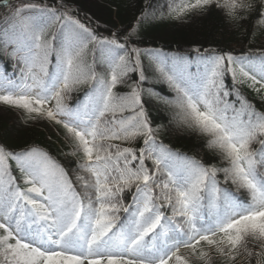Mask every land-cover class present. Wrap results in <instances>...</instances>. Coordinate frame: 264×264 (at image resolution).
Instances as JSON below:
<instances>
[{
	"label": "snow or ice",
	"instance_id": "snow-or-ice-1",
	"mask_svg": "<svg viewBox=\"0 0 264 264\" xmlns=\"http://www.w3.org/2000/svg\"><path fill=\"white\" fill-rule=\"evenodd\" d=\"M13 3L0 0L9 10L0 46L13 45L9 55L23 68L19 81L0 70V105L60 126L83 153L86 175L73 183L43 149L0 143V264H190L181 249L195 256L201 242L208 251L197 258L206 262L213 252L226 260L242 251L258 257L251 249L264 251V112L224 79L239 76L237 83L264 89V50L145 53L155 59L145 65L140 50L126 46L130 40L98 36L68 14L64 0H52L59 7ZM213 6L233 17L251 7L245 0L165 4L177 19L206 16L201 10ZM259 15L264 24V11ZM149 68L167 94L139 84L117 90L132 73L146 82ZM145 95L150 107L171 109L176 128L205 138L222 166L165 146ZM138 139L139 150L122 146Z\"/></svg>",
	"mask_w": 264,
	"mask_h": 264
},
{
	"label": "trees",
	"instance_id": "trees-1",
	"mask_svg": "<svg viewBox=\"0 0 264 264\" xmlns=\"http://www.w3.org/2000/svg\"><path fill=\"white\" fill-rule=\"evenodd\" d=\"M44 1L55 4L52 0ZM64 2L66 6H75L78 13L96 27L98 33L109 35L113 32L119 33L121 37L126 36L139 48L161 47L164 50L178 52H191L199 48L226 50L234 55L264 50V24L259 23L261 20L259 12L264 11L262 7L264 0H245V3L250 4L251 7L242 12L238 11L234 17L228 15L226 10H218L213 6L210 10H201V13H208L206 16L188 13L178 19L170 15L165 8V4L170 3V0H64ZM153 2L157 3L154 5L153 13H149L146 8L149 3H151L150 7H153ZM158 2H161V5ZM220 2L222 3L223 0ZM139 15L142 16L137 20ZM97 72L103 75L101 69H97ZM135 77V74H130L129 86L117 87L121 89L120 93L130 90V86L134 85ZM225 81L230 86V81L234 80L225 76L224 83ZM159 83L161 84L159 79L154 81L157 89ZM86 87L87 85L81 86L78 92L73 93L71 99L79 98ZM158 91L164 94L169 92L164 89ZM242 93L246 94V99L257 111L264 112V90L256 91L249 88ZM145 105L153 126L161 128L158 135L161 142L192 155L206 165L217 168L222 166L219 154L216 150L207 148L205 138L186 130L181 131L171 124L170 108L159 104L151 107L149 104ZM59 129L65 134L62 128ZM0 143L15 151L34 146L42 147L65 168L69 175L73 172V177L86 175L81 167L84 161L83 155L76 153L79 157L77 161L70 153L67 143L57 135L55 127L43 118L32 119L0 105ZM66 152L67 157L64 155ZM224 262L226 261H221Z\"/></svg>",
	"mask_w": 264,
	"mask_h": 264
},
{
	"label": "rangeland",
	"instance_id": "rangeland-1",
	"mask_svg": "<svg viewBox=\"0 0 264 264\" xmlns=\"http://www.w3.org/2000/svg\"><path fill=\"white\" fill-rule=\"evenodd\" d=\"M24 4H28V3L24 2L23 0H16V5H21L22 6ZM15 110H17V112H23L22 110H19V109H15ZM259 261L260 260L257 258V264L259 263ZM235 264H250L249 263V256L247 254L240 253V256L235 261Z\"/></svg>",
	"mask_w": 264,
	"mask_h": 264
}]
</instances>
